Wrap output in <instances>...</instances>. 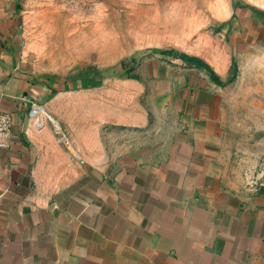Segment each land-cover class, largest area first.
Masks as SVG:
<instances>
[{
	"label": "crops",
	"instance_id": "0c3cea01",
	"mask_svg": "<svg viewBox=\"0 0 264 264\" xmlns=\"http://www.w3.org/2000/svg\"><path fill=\"white\" fill-rule=\"evenodd\" d=\"M254 8L232 6L225 44L141 46L98 83L51 79L20 31L2 39L0 264H264V185L234 175L226 129L232 59L264 40Z\"/></svg>",
	"mask_w": 264,
	"mask_h": 264
},
{
	"label": "rangeland",
	"instance_id": "374dc122",
	"mask_svg": "<svg viewBox=\"0 0 264 264\" xmlns=\"http://www.w3.org/2000/svg\"><path fill=\"white\" fill-rule=\"evenodd\" d=\"M240 1L247 0H0V44L9 33L20 31L21 46L27 41L57 66L48 74L51 79L98 83L120 73L123 59L141 46L152 51L186 38L188 48L200 52L201 46L225 44L228 36L221 27L229 23L232 4ZM11 11L20 24L16 18L10 22ZM236 60L237 75L227 78L226 87L232 168L241 184L260 187L264 185V40L253 43Z\"/></svg>",
	"mask_w": 264,
	"mask_h": 264
},
{
	"label": "trees",
	"instance_id": "16d2710c",
	"mask_svg": "<svg viewBox=\"0 0 264 264\" xmlns=\"http://www.w3.org/2000/svg\"><path fill=\"white\" fill-rule=\"evenodd\" d=\"M232 5L235 6V4H232ZM254 9L257 12H259L261 15L264 16V10L258 9V8H254ZM159 50L161 52H171L172 51V49H165V48H161ZM179 56L181 58L185 59L190 64H194L196 66L204 67L209 72L212 79H214L217 82H220L219 76L213 71L212 67L201 57L196 56V55H189V54H186L184 52H179ZM236 72H237V64H236V61L234 59H232V75H231L230 79H233L235 77Z\"/></svg>",
	"mask_w": 264,
	"mask_h": 264
},
{
	"label": "built area",
	"instance_id": "2783aa9c",
	"mask_svg": "<svg viewBox=\"0 0 264 264\" xmlns=\"http://www.w3.org/2000/svg\"><path fill=\"white\" fill-rule=\"evenodd\" d=\"M40 105L37 103H32L31 107H30V115L34 116L37 114H35L33 111L39 107ZM42 107V106H41ZM12 124V115L9 111H5V110H0V136L8 133V131L10 130ZM62 138H65L62 136ZM4 141L0 140V145H4Z\"/></svg>",
	"mask_w": 264,
	"mask_h": 264
},
{
	"label": "bare ground",
	"instance_id": "6f19581e",
	"mask_svg": "<svg viewBox=\"0 0 264 264\" xmlns=\"http://www.w3.org/2000/svg\"><path fill=\"white\" fill-rule=\"evenodd\" d=\"M37 108H39V107H37Z\"/></svg>",
	"mask_w": 264,
	"mask_h": 264
}]
</instances>
